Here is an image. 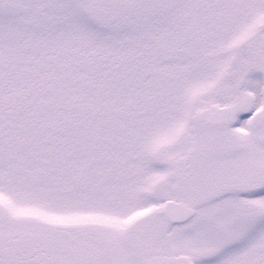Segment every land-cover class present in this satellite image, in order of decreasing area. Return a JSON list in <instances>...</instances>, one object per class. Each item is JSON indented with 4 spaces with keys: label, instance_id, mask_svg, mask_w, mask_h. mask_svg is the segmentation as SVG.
Returning <instances> with one entry per match:
<instances>
[{
    "label": "snow or ice",
    "instance_id": "obj_1",
    "mask_svg": "<svg viewBox=\"0 0 264 264\" xmlns=\"http://www.w3.org/2000/svg\"><path fill=\"white\" fill-rule=\"evenodd\" d=\"M0 264H264V0H0Z\"/></svg>",
    "mask_w": 264,
    "mask_h": 264
}]
</instances>
